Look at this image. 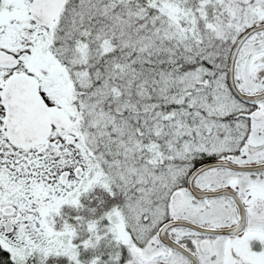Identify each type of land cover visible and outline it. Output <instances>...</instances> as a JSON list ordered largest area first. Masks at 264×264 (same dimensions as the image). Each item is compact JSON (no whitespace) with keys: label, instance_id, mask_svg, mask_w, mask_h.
Listing matches in <instances>:
<instances>
[{"label":"snow or ice","instance_id":"6c2138e0","mask_svg":"<svg viewBox=\"0 0 264 264\" xmlns=\"http://www.w3.org/2000/svg\"><path fill=\"white\" fill-rule=\"evenodd\" d=\"M0 264H264V0H0Z\"/></svg>","mask_w":264,"mask_h":264}]
</instances>
